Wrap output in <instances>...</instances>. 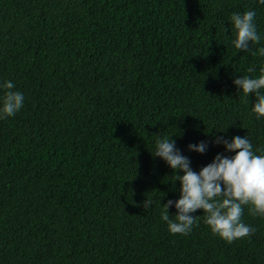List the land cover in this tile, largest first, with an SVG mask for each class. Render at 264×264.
I'll list each match as a JSON object with an SVG mask.
<instances>
[{"label": "trees", "instance_id": "obj_1", "mask_svg": "<svg viewBox=\"0 0 264 264\" xmlns=\"http://www.w3.org/2000/svg\"><path fill=\"white\" fill-rule=\"evenodd\" d=\"M246 10L261 41L243 52L230 17ZM260 47L259 0H0V86L24 96L0 119V264H264V217L247 206L250 238L227 243L202 210L171 234L161 205L181 185L152 154L172 136L199 172L235 154L216 137L246 136L264 155L255 97L233 83L260 75Z\"/></svg>", "mask_w": 264, "mask_h": 264}, {"label": "clouds", "instance_id": "obj_2", "mask_svg": "<svg viewBox=\"0 0 264 264\" xmlns=\"http://www.w3.org/2000/svg\"><path fill=\"white\" fill-rule=\"evenodd\" d=\"M259 3L264 5V0H259ZM255 17L256 12L253 10L231 15L230 21L236 33L232 43L237 50L247 52L250 46L260 43L261 35L257 32ZM257 52L264 56V47H260ZM247 71L252 73L255 70L249 67ZM233 83L246 97L250 94L255 97L252 112L256 119L264 118V68H261L258 77L240 76ZM0 87L5 90L0 98V119L13 117L23 107L24 96L12 90L15 85L11 81H5ZM171 137L157 139L152 153L173 170L175 181L179 180L181 185L180 198L161 205V220L167 223L169 232L189 235L199 219L193 213L202 210L204 222L211 232L227 243L250 238L256 229L246 225L242 216L247 206L252 216L264 217V155L253 150L246 136H235L231 142L216 137L213 141L215 144H222L226 152L235 154H217L211 163L196 172L191 168L189 158L181 154ZM188 149L203 154L207 145L202 141L189 144ZM177 172L183 175H177ZM152 203L151 199H146L143 202L144 210ZM173 204L177 210L174 220L168 211Z\"/></svg>", "mask_w": 264, "mask_h": 264}]
</instances>
